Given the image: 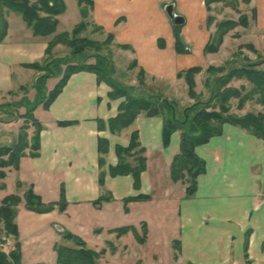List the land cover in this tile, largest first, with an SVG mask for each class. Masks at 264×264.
<instances>
[{"label": "crops", "instance_id": "crops-1", "mask_svg": "<svg viewBox=\"0 0 264 264\" xmlns=\"http://www.w3.org/2000/svg\"><path fill=\"white\" fill-rule=\"evenodd\" d=\"M92 1L89 16L83 19V5L78 0H64L66 10L58 17L56 34L74 30L83 21L101 29V35L94 36L93 41L112 34L111 76L134 88L137 94L159 95L185 104L192 99L180 72L201 67L203 72L195 78L198 90L203 73L225 65L239 46L249 44L264 53V0L239 6L238 11L248 15L249 9L255 17L248 15L249 26H237L234 36L225 35L216 53H205L204 48L215 32V27L207 24L211 16L207 0ZM170 5L173 14L185 19L178 27L187 53L175 50L177 26L167 14ZM6 19L7 36L0 44V105L6 101L12 104L13 98H37L36 82L41 73L26 65L43 63L55 36H35L17 13L7 12ZM65 48L68 47L62 44L55 46V58L64 57ZM221 54L225 57L218 59ZM58 81L50 83L48 92ZM111 90L107 83H99L92 72L73 74L49 109L35 107L34 115L42 125L39 156L23 157L19 168H11L7 177L14 174V185L32 189L44 204L59 202L64 190L67 210H75L73 220H92L94 232L100 236L103 232L109 234L112 244L122 242L125 249L130 250V244L139 249L134 264H264V140L241 127L225 124L221 135L196 148L206 170L196 179V193L188 197L186 186L172 181L170 170L180 153L181 133H172L170 144L164 146L165 117L145 113L128 128L112 133L109 120L118 115L124 98L111 99ZM249 105L236 111V115L259 113L258 109L249 111ZM2 116L0 110V142L10 144L18 136L22 122L3 121ZM31 131L29 138L34 128ZM134 132L139 133L140 147L145 149L147 159L138 189L132 175L112 177L109 173L118 163L115 147L129 146ZM100 138L109 142L103 168L98 161ZM101 171L106 175L103 186L99 184ZM105 193L109 200L97 205ZM128 198L135 200L126 203ZM58 210L56 207L42 215L50 216ZM57 226L59 234L70 232L84 239ZM123 227L135 228L144 241L138 242L132 231L118 236L115 231ZM20 241L22 264H44L27 263L25 243Z\"/></svg>", "mask_w": 264, "mask_h": 264}, {"label": "trees", "instance_id": "trees-1", "mask_svg": "<svg viewBox=\"0 0 264 264\" xmlns=\"http://www.w3.org/2000/svg\"><path fill=\"white\" fill-rule=\"evenodd\" d=\"M214 1L219 0H207L206 4L211 10L210 6ZM244 3H249L251 0H242ZM80 6L83 5L81 9V15L83 19H87L89 16V10L92 7V0H78ZM85 5V6H84ZM5 8L7 10L5 11ZM66 10V5L64 0H17L14 2L7 0H0V44L4 41L7 36L8 22L6 19L7 12H14L19 14L23 21L27 24L29 28L32 29L33 34L37 37H49L54 36L53 40L49 43L47 49V55H50L53 48L59 44L65 45L71 49L73 54L82 52L86 48H100V44L95 41H89L86 38H80V34L86 29V22L83 21L78 24L70 35L68 32L61 34L57 33V27L59 24L58 17L63 14ZM246 18L243 17L237 23L236 21H226L225 23H219L216 33L211 37L210 41L207 43L205 48V53H216L219 51V47L223 43L224 35L230 30L236 28L238 25H246ZM213 23L212 16L208 17V25ZM99 31V27L95 26ZM180 34V27H175V39H176V49L179 53H187L188 49L184 46ZM114 37L112 34L108 36L104 45L110 46L112 44ZM163 46V45H162ZM124 49H129V46H121ZM110 58L98 56L97 63L94 65L89 62V60H83L80 62L73 63L66 67L64 74L56 84V86L50 91H45L42 87V81L46 80L50 76H41L36 82V88L38 91V104L33 106L24 105L28 108L27 115L24 118H29L32 120L31 125L34 128L32 137L29 139L28 130L29 126H22L17 136V140L13 147L4 148L0 150L1 155H10L6 162H2L3 166H12L15 169L19 168L20 161L25 156L37 157L40 151V133L42 130L41 123L36 119L34 115V110L37 105H42L45 109H49L51 104L56 100V98L63 91L70 77L78 72L86 71L92 72L96 75L99 83L105 82L112 89L109 97L111 99L124 98L123 102L119 107V113L115 118L109 120V129L112 133H119L122 130L128 128L133 124L136 118L141 114L145 113L148 116L162 115L165 117L164 127H163V143L164 146L170 144L172 133H181V147L180 153L175 156L171 165V179L174 182L185 179L184 172H187V176L190 180L189 186L186 190L188 197L193 196L197 191L198 177L205 172V161L202 160L196 154V148L200 145L206 144L212 137L219 136L223 132V126L225 124H231L238 126L247 130L254 136L264 140V114H253L249 113L244 116H237L230 113L229 103L232 99L239 100L240 109L248 100H253L257 97L258 103L264 105V71L251 70V68L242 70L239 73H228L222 75V71L225 68L214 69L209 68L210 72H218L220 74H215L211 83H208L209 88L215 92L218 90L215 99L218 98L219 101V112L214 107V111L208 112L210 106L207 103L196 102L192 106L185 108L183 111L184 120L176 119V103L169 101L168 99L162 98L159 95H146L145 97H135L131 93L133 89L131 87L122 85L113 79L112 75V65L110 64ZM26 67L40 70L39 64H27ZM230 68V63L228 64ZM227 67V68H228ZM202 72V68L199 66L192 67L186 71L180 72L179 77H182L187 82L189 86V97L195 99L197 94L195 93L196 81L195 77L197 74ZM222 75V76H220ZM233 78H244L247 79L252 85V91L247 92V94L241 95L239 90L233 87H229V82ZM142 82V81H141ZM244 89V87H242ZM19 104H13L15 108ZM11 106V104H9ZM6 107L0 105V110L2 114L6 113ZM166 112V113H165ZM22 117V118H23ZM191 118L193 121L192 131L186 130V126ZM67 125L68 123H63ZM103 127V126H101ZM139 133L134 132L131 136V141L129 146L122 147L117 146L116 155L118 163L116 166L110 168L109 173L112 177L132 175L135 179V188L140 187L141 174L147 167V159L144 156L145 149L140 147ZM29 139V140H28ZM99 166L103 168L106 164L105 155L109 152V142L106 139L100 138L98 141ZM30 150L29 153H26ZM105 172L101 171L99 184L103 186L105 183ZM2 178L5 175H1ZM27 198V208L33 212L37 213H49L52 212L56 207L59 210H65L67 207V200L65 191L61 192V199L57 203L44 204L39 196H37L32 189L29 191ZM138 199V198H136ZM109 198L105 196H100L96 204H101L103 201H108ZM135 200L134 198H128L126 203ZM21 199L16 195L7 196L4 199L3 206L1 208L2 218L6 225V230L13 235H18V230L16 224L14 223V218L16 217L15 208L19 205ZM133 227H123L117 229L118 236H122L129 231H132L138 242H143L144 239L135 231ZM69 239L74 235L71 233L65 234ZM75 237V236H74ZM77 243L81 246L79 249L66 248L64 246H59L55 250L57 252V264H97V259L100 258L101 252H96L91 249L86 248V244L83 240L75 237ZM21 261L20 252H13L10 256L0 252V264H19Z\"/></svg>", "mask_w": 264, "mask_h": 264}, {"label": "rangeland", "instance_id": "rangeland-1", "mask_svg": "<svg viewBox=\"0 0 264 264\" xmlns=\"http://www.w3.org/2000/svg\"><path fill=\"white\" fill-rule=\"evenodd\" d=\"M30 1L33 2L34 0H30ZM249 3H244L242 0L214 1L211 4V11H210L211 16L213 18V23H210L211 24L210 26L215 27V32L213 33V35L216 33L219 23H222V22L225 23L226 21H234L236 19H238L239 21L243 17L246 18L245 19L246 25H238V26L248 27L250 24L249 23L250 17H251L250 15L252 14V18L255 17L254 12L253 11L251 12V10L248 9L247 11H249V14L248 13L247 14L250 16L249 17L248 15L243 14L242 11H238V8L239 6H241V4L249 5ZM212 6H216V7L212 8ZM6 10L7 8H5V11ZM86 23H87L86 29L82 32V34H80L79 37L86 38L89 41H93V37L97 35H101V34H98L101 32L98 29H96V27L93 26L88 21ZM235 30L236 28L230 30L225 35L232 34L231 36H234L233 34L235 33ZM67 31L70 35H72L73 30L71 31L67 30ZM107 38L108 37H106V39ZM106 39L103 38V40L100 39V41L99 40L95 41L100 44V48L98 49L97 47L86 48L82 52H79L77 54H73V52L71 51L69 47H68L69 49L65 48L67 53L65 54L64 57L55 58V54L51 52V54L43 61V63L39 64L41 69L38 70V72L41 73V76L51 75V77H48L46 80L42 81L43 89L45 91H48L50 83H52L51 85H53L56 81H58V79L60 80V78L64 74L66 67L73 63L80 62L83 60H89L90 63L95 65L97 63V57L100 55L103 57L108 56V58H111L112 48L111 46L104 45V42L106 41ZM221 55L218 56L219 57L218 59H222L223 57H225V54H223L222 56ZM229 63L231 65L230 68L228 67ZM252 64H254L255 67H253ZM251 66H252L251 70L264 71V53H259L253 46L247 44V45L239 46L238 50L234 51L231 60H229L225 65H223L222 67H215V68L216 69L225 68V70H223L221 73L222 75H224V73L225 74L239 73V72H242V70L251 68ZM217 73L218 72H210L208 70H206L203 73V76L201 77L202 79L200 83V88L197 90V88L195 87V93L197 94V96H195L196 97L195 99L191 98L192 99L191 102L184 104L179 101L178 102L172 101V102H175L177 105L176 106L177 108L176 119L180 121L184 120L183 111L185 110V108L192 106L196 102L207 103L206 105L210 106L208 109V112H211V111L213 112L214 107H216L217 108L216 110L219 112V109H220L218 108L219 101H218V98L215 99V96L218 90L216 92L215 90L212 91L208 86L209 85L208 83L212 82L211 80L214 78L215 74ZM50 78H54V79H52L51 82L48 83L49 82L48 79ZM229 87L236 88L237 90H239V92H241L240 93L241 95H244V94H247V92L252 91L253 85L247 79L233 78L229 82ZM242 87H244V89H242ZM132 89L133 91H131V93L133 94V96L135 97H142V96L145 97L146 96V94H143V95L137 94L135 92L136 90H134V88ZM197 92H200V93H197ZM258 98L259 97L253 100L246 101V103L243 105V108L247 103H249L250 104L248 107L249 111L257 112L256 110L258 109L259 113H256V114H260V113L264 114V105L258 103ZM38 99H39L38 96L35 100L28 99V98H24V100L13 98V101H12L13 103L11 104V106H9V103H7V101L3 102L1 105L6 107L5 109L6 113L3 114L1 120L3 121H8L11 119L14 121L21 120L22 126L30 127L33 124V122L31 119L23 117L24 115L26 116L28 113L27 111L28 108H25L24 105L26 104L27 106H33L35 104H38L37 103ZM13 104L15 105L19 104L18 108H15L14 106H12ZM238 105H239V100L232 99L229 103L230 113L236 115L235 113L236 111L243 110V108L240 109L239 107H237ZM255 105H257L258 107H255ZM191 120H192L191 118L189 120H186L188 122V125L185 128L187 131L188 130L192 131V126H194L193 121ZM32 128L33 127L31 126L30 129L32 130ZM31 130H28L29 133H32ZM16 140H17V137L15 141L11 142L10 144H3L0 142V150H3L4 148L13 147ZM29 152L30 150L26 151V153H29ZM9 156L10 155L0 156V217L2 215L1 208L3 206L4 199L7 196H10V195L18 196L21 199L19 203V205L21 206L19 207L18 205L15 208L16 217L14 218V223L16 224L18 235H13L9 233L8 232L9 229L6 230V225H5L4 220L0 218V252L1 253L5 254L8 257L13 252H17V251L20 252L21 261L19 264H22V244L20 241L22 240L25 243V247H26L25 261H27V263L42 262L44 264H57V261H56L57 252L54 249H56L59 246H64L66 248H71V249H79L81 247L75 240V237H78V236L74 235L75 237L73 236L72 238L68 239L65 236V234L64 235L59 234L58 233L59 227L57 226L58 224V225L65 227L67 231L76 232L80 234L82 237H84V239L80 237L78 238L84 241V243L86 244V248H88V244L86 243L88 242L93 248L98 250L99 253L101 252L100 258L97 259V264H134L133 262V258L135 257L134 255L139 254V249H137L136 247L133 248L131 244H130V250L125 249L124 247H122L123 246L122 242L118 244H115V243L112 244V242L108 241L109 234H105L103 232V234L100 236L98 232L97 233L94 232L93 228L95 227V225L94 223H92V220L89 221L86 218L73 220L76 216H75V210H73L72 208L70 210H67V207H66L65 210H58L56 213L50 216H45V215H42V213H37V212L36 213L29 212L31 210L27 208L26 202H27L28 195L30 194L29 193L30 188L28 187L26 188L22 184H19V183L14 185V174L13 175L11 174L9 175V177H7V172L13 167L2 165V162L4 161L6 162ZM3 174L5 175L4 178L1 177V175ZM184 174L186 175L185 179L179 180L176 183H181L182 185H185L186 190H187L188 186L190 185L188 180L190 179L188 178L186 171L184 172ZM4 192L5 193L7 192V194L4 195L5 194ZM107 195L108 193H105V195L103 196L107 198L108 197ZM101 204L99 205L101 206ZM22 205L26 207L27 210L29 211H26ZM55 242H58V243L53 248V245L55 244Z\"/></svg>", "mask_w": 264, "mask_h": 264}, {"label": "water", "instance_id": "water-1", "mask_svg": "<svg viewBox=\"0 0 264 264\" xmlns=\"http://www.w3.org/2000/svg\"><path fill=\"white\" fill-rule=\"evenodd\" d=\"M7 1H11V2H14V1H17V0H7ZM166 11H167V14L169 15L172 23L175 25V26H181L182 24H184L185 22V19L182 17V16H179V15H175L173 14V7L170 5L166 8Z\"/></svg>", "mask_w": 264, "mask_h": 264}]
</instances>
